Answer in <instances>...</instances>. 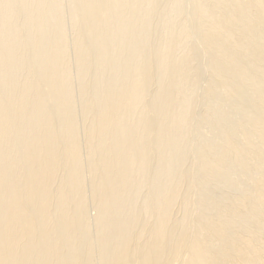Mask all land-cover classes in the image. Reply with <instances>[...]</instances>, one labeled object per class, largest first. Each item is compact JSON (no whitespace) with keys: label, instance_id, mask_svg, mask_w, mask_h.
<instances>
[{"label":"bare ground","instance_id":"6f19581e","mask_svg":"<svg viewBox=\"0 0 264 264\" xmlns=\"http://www.w3.org/2000/svg\"><path fill=\"white\" fill-rule=\"evenodd\" d=\"M81 1L76 20L0 0V264H264V0ZM202 58L246 142L197 111ZM195 116L218 137L195 148L191 235L174 207Z\"/></svg>","mask_w":264,"mask_h":264},{"label":"rangeland","instance_id":"374dc122","mask_svg":"<svg viewBox=\"0 0 264 264\" xmlns=\"http://www.w3.org/2000/svg\"><path fill=\"white\" fill-rule=\"evenodd\" d=\"M59 3V8L56 11V17L57 18H79L81 8H82V1L81 0H57ZM192 0H184L183 6L186 9L187 13H190L189 8L192 5ZM190 17L188 15L185 16V20H183V27L187 31L190 38H192L193 41H197L196 35L191 31L190 26ZM77 22L74 23L73 31L67 35V41L69 38L74 39L76 37V29H77ZM204 58L200 61V66H203V71L205 72V76L200 78L197 83V91L194 95V103L197 111L202 112L205 108L207 103H211L219 107L221 111V116L227 120V123L229 126L238 133V135L241 137L243 142L247 141V138L244 134L240 133V120L237 118V115L235 114V108L231 101L226 99L225 97V91L222 87H217L212 94H208L206 92V88L208 86V83L210 82V78L207 74L206 68L204 67ZM152 88V87H151ZM93 116V112L90 111L87 118L84 122V127L87 129V127L90 124L91 118ZM217 131L216 124L212 119L195 116L191 117L186 125L185 134L187 137L186 142V149L188 150V154L185 157L184 161L180 165V169L186 174L184 179L181 181V187L179 188L180 195H186L187 198L185 201L182 199H179L177 203L175 204V210L182 209L184 217V229L187 231V234L193 235L198 230L199 226L196 223V208L194 205V200L196 197V188L192 187V181L195 176L196 171V150L195 148L198 146L200 141H202L205 138H217ZM153 137V133L151 132L149 134V138ZM253 142H255V139H251ZM249 166L252 168L255 167L257 164V161L254 157H251L249 159ZM223 170L230 171L235 170L239 176L246 174L248 172L243 171V169L238 167L237 165H228L226 167H223ZM251 171H249L250 174ZM150 180V177H147L145 179V184H147ZM236 185L238 187H245L244 185V179L241 177H238L236 180ZM248 189V186L246 188ZM186 193V194H184ZM90 214H93V211H90ZM177 218L181 217V213L176 215ZM94 229H96L95 225H92ZM90 237H86L88 239ZM93 264H97V259L93 258L92 260ZM135 264V263H133ZM165 264V263H164ZM174 264H179L174 263Z\"/></svg>","mask_w":264,"mask_h":264}]
</instances>
